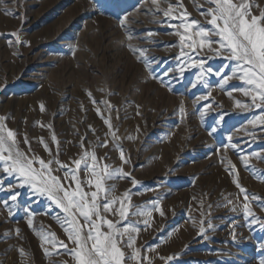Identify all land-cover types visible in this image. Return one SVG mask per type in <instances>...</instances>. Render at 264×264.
<instances>
[{"label":"rangeland","instance_id":"obj_1","mask_svg":"<svg viewBox=\"0 0 264 264\" xmlns=\"http://www.w3.org/2000/svg\"><path fill=\"white\" fill-rule=\"evenodd\" d=\"M177 2L167 0L161 7ZM248 2L252 14L264 10V0ZM179 3L183 7L176 16L187 11L189 20L211 27L201 15L209 7L205 0ZM125 16L128 31L119 24ZM178 23L172 19L169 24L152 0H5L0 4V86L7 87L0 90V116L18 133L22 150L30 146L48 158L39 140L43 138L55 153L57 145L51 142L55 134L59 158L69 163L78 158L81 138L86 137L85 148L91 143L98 156L107 153L108 164L130 173L127 179L109 181L117 197L113 208L119 209L127 191L130 199L123 203L130 205V214L118 226L137 223L141 230L133 233L135 248L152 264H259L264 258V230L245 223L243 204L264 218V126L249 123L261 110L236 106L237 101L251 104L250 97L237 91L241 81L234 78L222 84L217 72L224 69L231 75L234 62L207 49L197 53L186 47L183 51L192 59L185 62L175 34ZM13 32L23 43L16 42ZM138 49L146 50L144 57ZM198 59H204L203 67H193ZM101 100L113 106L111 113ZM97 107L111 116L118 137L113 144L107 136L108 147H96V137L104 140L108 132ZM25 134L30 145L23 143ZM116 145L127 164L120 160ZM245 154H254L246 155L248 167L241 159ZM233 180L246 189L247 201ZM0 185V264H75L63 247L53 248L41 239L42 234L54 233L57 241L73 247L62 227L61 211L11 177L0 175ZM10 192L18 193L16 201ZM152 201H158L164 215L154 210ZM147 211L151 217L140 215ZM104 215L113 222L120 220L112 213ZM201 220L207 240L198 234ZM209 220L213 229H207ZM57 250L62 254L53 255ZM124 250L130 255V249ZM170 256L171 261L161 259Z\"/></svg>","mask_w":264,"mask_h":264},{"label":"snow or ice","instance_id":"obj_2","mask_svg":"<svg viewBox=\"0 0 264 264\" xmlns=\"http://www.w3.org/2000/svg\"><path fill=\"white\" fill-rule=\"evenodd\" d=\"M4 2L5 0H0V4H4ZM13 2L16 3L17 0H13ZM161 2H167V0H152L156 11L162 13L169 24H171L172 19L179 21L175 34L179 37L181 55L185 57V62L192 59L183 51L185 47L197 53L201 49H207L215 56L226 57L229 61L234 62L235 67L231 75H228L224 69L219 70L217 74L221 76V82L224 85L234 78L242 82L237 91L245 97H250L251 104H242L237 101L236 106L260 109L261 114L249 120V123L254 126H264V10H261L259 15L252 14V6L248 0H205L209 7L206 11L201 12V15L211 26L209 28L197 20H189L187 11L176 16V10L183 7L179 0L175 5L168 3L166 8L161 7ZM127 22V16L119 20L120 26L125 28V31H128ZM163 22L161 21V23ZM21 23H23V17H21ZM10 35L15 36L17 43H23L18 33L13 32ZM148 35L151 36L153 33L149 31ZM131 38L132 34L129 33V39ZM137 51L140 52L141 57H144L145 49H138ZM143 62L147 66L149 61L144 58ZM204 64V59H198L193 62V67L197 65L203 67ZM208 70L212 71L211 68ZM180 74L183 75V68L180 69ZM153 78L156 79L157 77L154 75ZM195 86L194 84L193 87ZM6 87V84L0 86V90ZM89 98L93 104H97L90 93ZM204 98L201 96L199 99L203 100ZM99 103L104 104L109 113L113 110L110 103L104 100L99 101ZM40 107L41 111L45 110L43 105ZM95 110L103 124L108 128L104 140L96 137V147H108L107 136L109 135L115 144L118 137L113 131L114 125L111 116H105L99 107ZM181 111L183 112V108ZM203 115L202 112L201 116ZM5 119L6 117L0 116V169H2L0 175L15 179L19 187L27 186L32 189L35 195L46 197L55 205L63 214L62 227L73 247L68 249V245L63 240L57 241L54 233L42 234V240L51 243L53 248L63 247L67 254L72 256L75 264H127L129 260L136 261V264H144V261L147 260L148 264H152L148 257L140 256L139 250L135 248L133 233H138L141 230L137 223L128 222L124 223L123 227L118 226L120 222L127 221L130 214V205L125 206L123 203L124 200L130 199L127 191L120 198L121 206L119 209L114 210L113 208L117 202V197L114 195L115 185L110 184L109 181L127 179L130 177V173L123 171L120 167H112L108 164L106 162L107 153L104 156H98L91 143L85 148L83 141L86 137L81 138L80 147L82 151L78 158H71L69 163H65L59 158V141L55 134L51 136V142L57 145L55 153L52 152L49 144L43 138L39 140V143L48 153V158H41L30 146L27 150H22L17 138L18 133L6 126ZM41 127H45V125H41ZM47 127L51 128L52 126L47 125ZM89 127L91 129V126ZM261 130L264 131V128ZM93 131L95 130L93 129ZM214 131L215 129H213ZM228 140L231 143L232 137L229 136ZM23 143L30 145L27 134L24 135ZM228 146L225 145L226 148ZM231 147L235 149L236 145L231 144ZM116 150L119 151L122 163L127 164L128 158L122 148L116 145ZM246 155L254 154H245L241 157L245 167H248ZM232 168L234 169L235 165ZM229 172L231 174L232 169H229ZM81 174H83V178ZM137 183L134 178L131 179L133 186ZM233 183L247 201L246 189L236 180H233ZM8 187L11 190L12 186L9 185ZM2 189L3 185H0V190ZM17 196L18 193L10 192L12 201H16ZM252 199L259 198L253 196ZM151 203L156 212L164 215L158 201ZM200 203L203 207L202 200ZM4 204L5 207H8L6 201ZM232 210L235 211L236 209L233 208ZM106 213L118 215L120 220L113 222V220L106 218L104 215ZM28 214L30 217L33 215L31 212ZM132 214L135 215L136 213ZM9 215H12L10 209ZM140 215L151 217L152 212H142ZM201 215L203 216L204 213L201 212ZM243 216L249 227L252 224H259L261 230H264V218L257 217L247 202L243 204ZM200 223L198 234L207 240L209 237L206 235L203 226L205 221L201 220ZM28 224L30 227L32 226L31 218H29ZM144 224L146 227L148 226L147 219L144 220ZM233 225L232 235L233 240H235V221ZM213 227L214 225L209 220L207 229H213ZM105 228L107 230H104ZM49 235L51 240L48 239ZM125 248L131 250L130 255L126 254ZM261 249L264 250V245L261 246ZM44 251L47 255L48 250L45 249ZM19 252L21 255L24 254L22 248L19 249ZM61 254L58 250L53 253L57 256ZM161 259L171 261L173 257H161ZM59 264H66V262L60 261ZM259 264H264V258H261Z\"/></svg>","mask_w":264,"mask_h":264},{"label":"bare ground","instance_id":"obj_3","mask_svg":"<svg viewBox=\"0 0 264 264\" xmlns=\"http://www.w3.org/2000/svg\"><path fill=\"white\" fill-rule=\"evenodd\" d=\"M44 68H45V67L40 68L39 71H43ZM40 74H41V72H40ZM37 75H38V77L40 76L39 74H37Z\"/></svg>","mask_w":264,"mask_h":264}]
</instances>
